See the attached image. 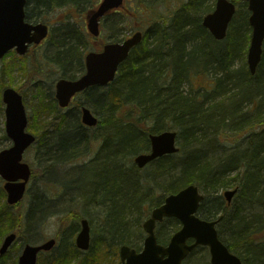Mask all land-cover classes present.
<instances>
[{"label":"trees","instance_id":"16d2710c","mask_svg":"<svg viewBox=\"0 0 264 264\" xmlns=\"http://www.w3.org/2000/svg\"><path fill=\"white\" fill-rule=\"evenodd\" d=\"M208 1L180 0L167 16L153 7L163 0L134 1V16L145 19L143 40L121 63L111 83L89 88L84 96V102L100 115L98 125L106 130L100 152L103 159L99 162L101 170L107 174V166H110L109 171L119 179L117 183L105 181L101 188L79 192H90V202L98 194L103 198L99 203L104 208L108 244H128L138 249L141 243H136V240L142 234L141 222L148 209L160 204L166 194L187 184H196L205 194L199 212L205 219H219L217 231L229 250L236 253L243 264H264V213L255 221L253 218L257 216L248 217L238 209L231 211L219 194L223 189L237 187L236 196L241 204L250 205L258 201L264 206V42L255 74L249 72L245 62L235 67L234 61L246 53L250 37L245 2L233 0L239 8L229 24L225 39L217 41L201 25L202 15L213 8L206 4ZM97 2L28 0L27 16L34 14L35 19H43V12L51 9L64 6L91 9ZM149 16H154V19L151 21ZM243 25L247 33L240 30ZM56 29L58 36L53 47L58 51H54V59L63 69L67 63L81 64L76 48L80 36L76 28L68 23ZM66 37L69 40H64ZM199 73L212 79L210 87L201 90V87L195 89L190 86L192 77ZM184 84L190 86L188 90H184ZM243 102H248L249 106ZM224 115L230 117L227 123ZM71 121L72 128L76 127L86 138L77 112L71 115ZM231 125L234 127H229ZM229 128L233 129V134L229 135L237 138L251 131V138L243 149L237 147L217 162L200 150L190 149L201 134L210 141V133H215L217 138L219 133L227 132ZM166 129L177 132L180 149L183 150L178 159L174 155L159 157L150 164V173L139 174L134 164L122 168V160L128 159L129 162L135 154L149 149L148 133ZM57 132L61 136L76 131L61 126ZM60 136L53 149L54 154L62 156L70 147ZM71 138L77 136L71 135ZM111 142H115V146L109 151L107 144ZM112 157L117 158L113 163ZM0 193L3 195L1 200H4L2 187ZM37 196L30 201L25 214L18 205L16 210H12L0 200L3 204L0 205V243L9 232H20L24 222L27 226L32 224L33 215L45 206L43 196ZM178 227L179 222L174 218L163 220L157 227L158 241L166 243L171 232ZM224 231L228 233L226 238ZM198 248L189 254L187 263L210 264L203 256L194 258V262L188 261ZM61 256L53 257V263L64 264ZM0 264H7L5 254L0 255Z\"/></svg>","mask_w":264,"mask_h":264},{"label":"rangeland","instance_id":"374dc122","mask_svg":"<svg viewBox=\"0 0 264 264\" xmlns=\"http://www.w3.org/2000/svg\"><path fill=\"white\" fill-rule=\"evenodd\" d=\"M134 1L135 0H125V6L117 9V13L109 18L104 26H101L100 37L98 39L92 38V42H90L88 49H100L105 41L110 40L108 37H113V39L116 37V39L122 40L128 37L134 29H142L144 27V17H135L134 13L131 15V13H127L126 11V8L130 9V7H133L134 12H136ZM179 1L180 0H163V2L156 4V6L153 5V7L154 9L157 8L163 16H167L178 6ZM214 3L215 0H209L206 4L211 8L214 7ZM238 8L237 6V9ZM242 9H244V7ZM120 12L122 13L119 15ZM85 15V7L76 8L64 6L43 12L44 21L50 26L52 32L57 30V26H59L62 21L78 23L85 29ZM123 15H127V18H122ZM150 17L151 16H149V18ZM33 18L34 14H31L29 20H33ZM153 19L154 16L151 17V21ZM123 20H126L129 25L124 27L125 23L121 24ZM109 22L116 23V25L112 26L113 32L111 31ZM240 30H242L243 33H247V29L244 25ZM55 32L49 34L47 40L36 48L35 53L37 51L39 58L42 60L39 61L38 64L32 63L28 55L19 56L14 50L9 51L0 59V149L11 144L10 139L7 138L4 132V104L1 101V90L5 86L13 87L22 95L28 115L26 129L37 138L36 143L31 145L23 154V161L29 164L32 173L28 182V192L22 199L19 208L22 213L25 214L30 201L33 200L34 197L42 195L41 192L45 193L47 196V200L43 198L46 202H44L45 206L43 205L42 209L33 215L32 224H28L27 226L25 222L23 223V227L20 232H18L17 240L5 254L6 263H17V258L23 243L39 244L50 237H55L57 238L56 246L48 252L40 253L37 264H54L53 260H55V258L53 257H58V255H62L61 258L64 264H117L120 262L118 253L119 245H110L107 242L109 241V236H107V232L105 233L106 224L104 221V208L99 203L103 202V198L98 194L95 195L96 198L94 197L92 199L93 201L90 202L88 199L91 197L90 192H79V190H91V188L94 189L95 187L101 188L105 181H108V183L112 181L114 183L118 182L119 178H116L118 176L109 171L111 169L110 166H107V174H104L99 163L103 160L100 152L103 144V137L106 132L105 128L97 126L89 130L86 129L89 136L87 138L89 139V143L86 144L87 139L81 143L83 149L79 155L77 152L80 151V146L79 148L77 146V151L72 154L71 151L73 148H69L68 154L66 155L75 159H69L64 162V164L54 163V159L46 155V149L40 147H44L46 143H52V141L54 144H57V139L60 136L57 131L60 130L61 126L64 128L65 125L68 127L67 130L71 129L72 122L70 116H68V112L64 110L58 111L56 101L50 95L54 90L55 77L63 71L68 72L70 70L66 69L62 71L60 65L56 64L54 61H49L53 58L54 51H58L53 47V43L58 36ZM65 39H67V37L64 38V40ZM55 47L58 48L57 45H55ZM244 62L246 63V53L235 59L234 66L239 67ZM192 78V84L190 86L195 89L201 87V90L205 87H210L209 82L212 81V79L204 73H199ZM190 86L184 84L183 88L184 90H188ZM76 100H82V96H79ZM242 104L249 106L248 102H243ZM72 105H74V103ZM62 117L64 118V124H60ZM98 117H100V115ZM251 119L253 120L254 118L251 117ZM225 120L227 123L230 121V117L224 115V121ZM58 124H60V126H58ZM218 125L219 122L217 126ZM229 127L233 128L234 125ZM255 129L258 130L259 128L256 127ZM231 131H233V129L229 128V131L222 134L219 133L217 138L215 137V133L213 134L212 132L210 133V139H212H209L210 141H206L207 139L203 138L201 134V137H197L192 144L193 147L191 146L192 148L190 149H195L197 152L200 150L207 157L214 160L213 162L220 161L226 158L231 150L237 147L243 149L247 140L251 138L252 135V133H250L251 131H249L241 134V136L237 138V136L234 137L233 135H229L230 133L233 134ZM54 135L57 136H55L54 140L50 141L51 138H54ZM71 135L74 137L77 136V138L80 137V134L76 132L65 134L63 137L67 139L70 138ZM177 143L181 148L180 142L178 141ZM112 145L115 146L113 143ZM54 151L53 149L49 151V153L54 155ZM182 151L183 150L180 149V152L173 157L178 159ZM115 159L117 158L112 157L111 162L113 163ZM127 161L128 159L121 161V163L124 164L122 168L126 169L132 166L133 157L130 158L129 162ZM116 162L118 163V161ZM151 169L152 165H147L145 168L139 170V174H143L147 171L150 173ZM161 179L159 178V180ZM2 183L3 180L0 178V187ZM44 185H47V191L43 190ZM224 190L225 189L219 191V194L222 195ZM2 196V193H0V200ZM1 201L4 202L5 197L4 200ZM0 205L2 206L3 204L0 203ZM229 208L231 211L237 209L242 210L248 217L257 216L253 218L255 221L264 213V206L262 203L257 201L250 205L241 204V200L238 196L232 199ZM12 210L16 209L12 208ZM199 215L203 217L200 212ZM84 217L89 220L91 231V245L87 251L78 250L75 245V236L80 229V219ZM130 227L132 230V225ZM167 227L168 230H170L169 226ZM15 230L17 229L15 228ZM225 233L226 234L223 236L226 238L228 233ZM142 238L143 235L141 234L136 240V243H142L139 242V240L142 241ZM202 256L209 261V254L203 247L198 248L197 253L192 258H189L188 261L194 262V258L196 260ZM185 261L186 264H189L187 263V259Z\"/></svg>","mask_w":264,"mask_h":264},{"label":"water","instance_id":"95a60500","mask_svg":"<svg viewBox=\"0 0 264 264\" xmlns=\"http://www.w3.org/2000/svg\"><path fill=\"white\" fill-rule=\"evenodd\" d=\"M246 1L250 11L248 21L252 27L246 61L250 73L254 74L261 59L264 39V0ZM25 2L26 0H0V57L14 46L19 53H24L28 43H38L47 34L46 25L40 23L32 25L24 21ZM121 3L122 0H102L98 8L88 17V28L91 33L97 35L98 18ZM234 12L235 4L232 1L216 0L213 11L203 16L202 25L215 39H223ZM141 37V32L137 31L122 42L108 43L101 51L87 53L86 72L83 75L76 80L60 79L56 83L55 95L59 104L67 105L75 92L90 85H104L113 80L119 64L127 57L130 48L141 40ZM3 101L6 104V132L13 140V145L0 152V175L6 180L4 188L7 192V202L13 204L23 196L25 184L29 178V167L21 162V156L24 149L33 142L34 136L25 131L27 117L21 96L13 88L8 87L3 91ZM81 121L92 126L97 123V118L89 108L83 107ZM149 140L150 151L138 153L134 157V163L139 168L157 157L178 151L174 130L151 133ZM235 192L236 189L224 192L228 202ZM202 198L203 195L198 192L194 184L166 195L163 202L152 208L149 217L142 223L146 235L141 249L137 251L126 244L120 246L121 264H184L186 256L198 245L208 248L211 264H242L239 256L230 252L219 239L215 228L216 220H206L195 214ZM164 217H175L181 223L180 228L173 232L166 245L157 241L154 229L156 222ZM15 237V233L5 236L0 246L1 254L7 250ZM188 239L193 241L188 243ZM89 242L88 221L82 219L76 245L85 250L89 247ZM54 243L55 239L50 238L38 245L25 244L18 264H35L38 251L49 250Z\"/></svg>","mask_w":264,"mask_h":264},{"label":"flooded vegetation","instance_id":"af4514ba","mask_svg":"<svg viewBox=\"0 0 264 264\" xmlns=\"http://www.w3.org/2000/svg\"><path fill=\"white\" fill-rule=\"evenodd\" d=\"M117 9H112L111 11H109L108 13H106V15L101 19L100 21V28L101 26L105 25L108 21L109 18H111L112 16H114L116 13H117ZM122 12H120L119 14H121ZM88 17V15H85V22H86V18ZM72 24V26H74V28H76L79 36H80V40L78 42H76V48L78 49V52L80 54L79 58H80V63L81 64H77L76 68L75 69H70L68 72L64 71V73H62V75H64L65 77L67 78H71V77H76L77 75H79V73L81 74L82 72L85 71V62H84V55H85V47H88L90 42H92V38L93 39H98L99 36H92L90 37V35H87V31H86V28L84 29L82 27V25H79L78 23H74V22H70V21H62L61 22V26H67L68 23ZM110 28H111V31L113 32V28L112 26L116 25V23H110ZM71 26V25H70ZM122 29V28H120ZM108 39L110 40H115V41H119V39L117 40L116 37L113 39V37H108ZM124 39V38H123ZM37 47H34V46H30L29 49H28V52L24 55V56H29V58L31 59L32 63H34V61L36 60V56H37V51L35 53V50H36ZM87 49V48H86ZM90 50H94L93 48H91ZM95 50H98V49H95ZM57 62V61H56ZM58 64V62H57ZM61 66V69L62 70H66V69H69V67L66 65V68L63 69L62 65L61 64H58ZM94 87V86H92ZM91 88V87H89ZM84 94V92H83ZM52 96V98L54 99V93L50 94ZM76 96L72 98V100L70 101L69 105L67 107H65L63 110L68 112V116H70V119H71V115L74 114L75 112L78 113L79 109H78V105H75V100H76ZM78 97V96H77ZM74 103V105H72ZM74 112V113H73ZM83 142V141H82ZM81 142V143H82ZM36 143V142H35ZM87 144V143H86ZM82 145V144H81ZM43 198L45 200H47V196L46 194H42Z\"/></svg>","mask_w":264,"mask_h":264},{"label":"bare ground","instance_id":"6f19581e","mask_svg":"<svg viewBox=\"0 0 264 264\" xmlns=\"http://www.w3.org/2000/svg\"><path fill=\"white\" fill-rule=\"evenodd\" d=\"M206 42H207V40H206ZM68 67H69V69H75L76 68V66H77V64H70V63H67L66 64ZM74 131H76V133H79L80 134V131L76 128V127H73L72 128ZM106 133V132H105ZM55 136L56 135H54L53 137V139L51 138V140L50 141H52V140H54L55 139ZM62 137H63V135H61ZM60 136V137H61ZM67 141V144H68V147H72L73 148V150L71 151V154L72 153H75V151H77V146H78V148H79V146H80V151H78L77 153H78V155L80 154V152H82V147H81V142H82V136L80 135V137L79 138H67V139H65L64 137H63V139H62V141ZM57 141H58V139H57ZM112 143L115 145V142H111V143H108L107 144V148H108V150H113L114 148H112ZM110 145H111V147H110ZM55 146V144H54V142L52 141V143L51 142H48V143H46L45 145H44V147L43 146H40L42 149L44 148V149H46V155L47 156H50L51 157V159H54L53 161H54V163L55 162H57L58 164H61L64 160H66L69 156H67L66 154L65 155H62L61 157L59 156V155H57V154H54V155H51L50 153H49V151H52L53 150V148H55L54 147ZM68 154V153H67ZM77 155V156H78Z\"/></svg>","mask_w":264,"mask_h":264}]
</instances>
